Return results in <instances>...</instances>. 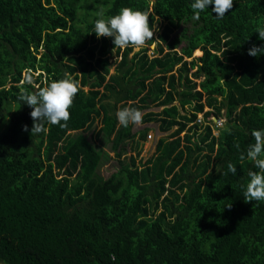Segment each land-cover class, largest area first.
Here are the masks:
<instances>
[{"label":"trees","instance_id":"16d2710c","mask_svg":"<svg viewBox=\"0 0 264 264\" xmlns=\"http://www.w3.org/2000/svg\"><path fill=\"white\" fill-rule=\"evenodd\" d=\"M190 2L0 0L6 264H264V202L246 200L242 188L255 170L251 133L264 129V54H248L264 45L255 32L264 0H234L222 19L210 5L198 20ZM121 7L147 12L154 32L160 24L152 56L93 32L98 14ZM65 74L79 81L70 119L31 134L32 109L19 94ZM126 106L161 107L142 121L169 132L141 165L149 129L119 126L115 111ZM222 116L216 137L211 124ZM94 140L119 160L107 178L99 167L108 154ZM130 143L137 154L125 159ZM229 161L237 173L222 175Z\"/></svg>","mask_w":264,"mask_h":264},{"label":"clouds","instance_id":"9594fccd","mask_svg":"<svg viewBox=\"0 0 264 264\" xmlns=\"http://www.w3.org/2000/svg\"><path fill=\"white\" fill-rule=\"evenodd\" d=\"M233 2L234 0H191L192 19L198 20L202 12L209 10L210 5L211 13L216 14L213 17L222 19L226 11L233 7ZM149 23L147 12L121 7L113 15L98 14V18L94 21L93 32L97 37L112 38L114 47L121 49L131 47L139 51L147 42L153 40L154 31ZM255 32L258 33V39L264 41V26H257ZM248 54L252 56L264 54V45H253L248 50ZM31 79L32 75L29 72L25 80L30 83ZM78 90L79 81L68 74L63 78L49 80L45 86L36 91L22 90L18 100L32 109L31 134L46 131L47 129L43 127L45 124L66 126L71 115L69 109ZM115 119L119 126L128 128L129 125L141 124L143 113L139 108L126 106L115 111ZM23 130L28 131V126L24 125ZM251 135L255 142L248 145L246 158L252 162L255 170L248 172V181L242 185L243 197L248 201L264 202V129L253 130ZM236 147L239 149V145ZM244 158L245 155L242 153L241 159ZM228 173H237V167L231 161L227 163V171L222 175ZM0 264H6V261L0 259Z\"/></svg>","mask_w":264,"mask_h":264},{"label":"rangeland","instance_id":"374dc122","mask_svg":"<svg viewBox=\"0 0 264 264\" xmlns=\"http://www.w3.org/2000/svg\"><path fill=\"white\" fill-rule=\"evenodd\" d=\"M159 26H160V24L157 26V28H156V30L154 32V35H153L154 41L153 42L149 41L144 46V47H146L148 49V54L150 56L153 55V52L157 48V44L160 42L159 38H158V28H159ZM183 27L190 28V24L182 25L181 28H183ZM178 33H179V31H177L173 36L178 35ZM156 39H158V40H156ZM178 50H180V49L178 48ZM134 52H136V50H134ZM200 55H196V52L194 53V57H197V56H200ZM188 61H190V59H188ZM113 70H114V66L112 67V71ZM161 109H162L161 107L153 106V107H151V108H149L147 110H144L142 113L143 114H145L147 112L158 113V112L161 111ZM205 110H208V108L206 107ZM202 116H203L202 114H199L198 118L202 119L203 118ZM217 121H222V122L218 123ZM224 122H225V118H223V116L219 120H217V118L213 117V124H211V125H212V128H213L212 132H213L214 136L218 137L219 131L217 130L216 127H223ZM159 125L160 124L157 121H151V122H143L142 121L141 124L134 125V127H133V131L134 132H139L140 130H142L144 128H148L149 129L148 134H147V140L143 143L140 155L138 156V159H137V163L138 164L144 163L146 160H148L155 153L156 144H157V142H158V140L160 138H164V137L167 138L168 137L169 132H162L160 130ZM99 126H100L99 122H96L95 123V127L99 128ZM92 132H93V128L86 132V135H87L88 138H91ZM149 136H152L151 139H149ZM138 139H139V137H137L135 140L138 141ZM94 143L97 146V148H99V149L101 148L106 154H108V157L104 156V158H103V160L101 162V165L99 167V173L103 177L107 178L119 168V163H118L119 160L114 156V153L111 150V145L110 144L104 145L100 140H98V141L96 140ZM132 146L133 145L130 143L129 146L127 147L128 153L126 154L125 159H127V157H129L130 155H136L137 154V152L131 150Z\"/></svg>","mask_w":264,"mask_h":264},{"label":"built area","instance_id":"2783aa9c","mask_svg":"<svg viewBox=\"0 0 264 264\" xmlns=\"http://www.w3.org/2000/svg\"><path fill=\"white\" fill-rule=\"evenodd\" d=\"M152 136H149V139H151Z\"/></svg>","mask_w":264,"mask_h":264}]
</instances>
